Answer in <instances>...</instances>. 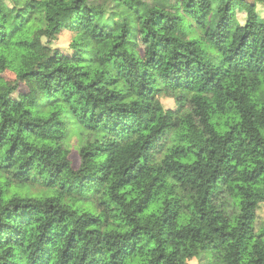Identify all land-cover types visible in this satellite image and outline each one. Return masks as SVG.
Segmentation results:
<instances>
[{
    "label": "clouds",
    "instance_id": "1",
    "mask_svg": "<svg viewBox=\"0 0 264 264\" xmlns=\"http://www.w3.org/2000/svg\"><path fill=\"white\" fill-rule=\"evenodd\" d=\"M0 264H264V0H0Z\"/></svg>",
    "mask_w": 264,
    "mask_h": 264
}]
</instances>
